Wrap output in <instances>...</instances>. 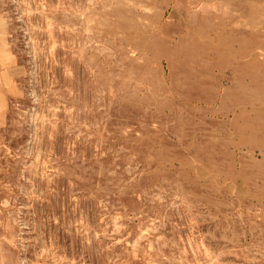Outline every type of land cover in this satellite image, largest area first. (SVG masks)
<instances>
[{"label": "rangeland", "instance_id": "obj_1", "mask_svg": "<svg viewBox=\"0 0 264 264\" xmlns=\"http://www.w3.org/2000/svg\"><path fill=\"white\" fill-rule=\"evenodd\" d=\"M0 264H264V0H0Z\"/></svg>", "mask_w": 264, "mask_h": 264}, {"label": "crops", "instance_id": "obj_2", "mask_svg": "<svg viewBox=\"0 0 264 264\" xmlns=\"http://www.w3.org/2000/svg\"><path fill=\"white\" fill-rule=\"evenodd\" d=\"M2 64L0 63V97H1V94H3V90H2V86H1V81H2ZM1 101V100H0ZM3 119L2 117H0V120Z\"/></svg>", "mask_w": 264, "mask_h": 264}]
</instances>
